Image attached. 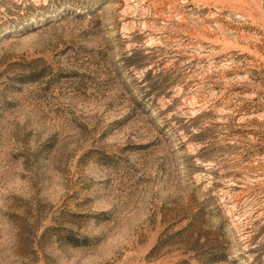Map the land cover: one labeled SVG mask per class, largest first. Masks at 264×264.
Instances as JSON below:
<instances>
[{"label": "rangeland", "instance_id": "374dc122", "mask_svg": "<svg viewBox=\"0 0 264 264\" xmlns=\"http://www.w3.org/2000/svg\"><path fill=\"white\" fill-rule=\"evenodd\" d=\"M0 264H264V0H0Z\"/></svg>", "mask_w": 264, "mask_h": 264}]
</instances>
